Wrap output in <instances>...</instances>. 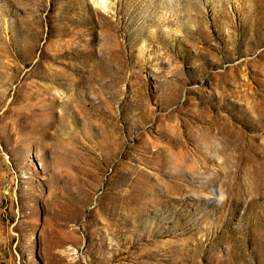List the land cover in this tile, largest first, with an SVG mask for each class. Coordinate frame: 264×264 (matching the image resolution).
Listing matches in <instances>:
<instances>
[{"label": "rangeland", "instance_id": "rangeland-1", "mask_svg": "<svg viewBox=\"0 0 264 264\" xmlns=\"http://www.w3.org/2000/svg\"><path fill=\"white\" fill-rule=\"evenodd\" d=\"M0 264H264V0H0Z\"/></svg>", "mask_w": 264, "mask_h": 264}]
</instances>
